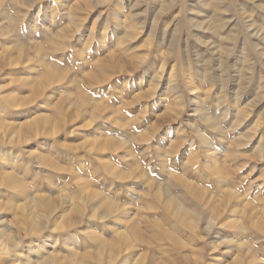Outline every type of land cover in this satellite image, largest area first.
I'll return each instance as SVG.
<instances>
[{
	"label": "rangeland",
	"instance_id": "374dc122",
	"mask_svg": "<svg viewBox=\"0 0 264 264\" xmlns=\"http://www.w3.org/2000/svg\"><path fill=\"white\" fill-rule=\"evenodd\" d=\"M0 230V264H264V0H0Z\"/></svg>",
	"mask_w": 264,
	"mask_h": 264
},
{
	"label": "bare ground",
	"instance_id": "6f19581e",
	"mask_svg": "<svg viewBox=\"0 0 264 264\" xmlns=\"http://www.w3.org/2000/svg\"><path fill=\"white\" fill-rule=\"evenodd\" d=\"M206 67V66H205ZM223 85V84H222ZM238 86V85H237ZM212 143V142H211ZM2 153V152H1ZM60 224V222H58ZM2 230V229H1ZM0 230V231H1ZM2 232V231H1ZM5 232H3L2 234L0 233V249L4 250L8 248V250L10 251L9 247L10 244H12V246H14L15 248L16 246V242H14L15 244H13V239L11 238V236L8 235V232L6 233L7 235H4ZM16 237V236H15ZM16 241V240H15ZM12 242V243H11ZM7 250V251H8ZM36 252V251H35ZM44 261V264H56V262L52 259H42ZM40 261V260H39ZM35 264V263H34Z\"/></svg>",
	"mask_w": 264,
	"mask_h": 264
}]
</instances>
